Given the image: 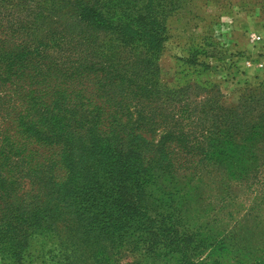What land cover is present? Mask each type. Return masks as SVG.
<instances>
[{
    "label": "trees",
    "instance_id": "trees-1",
    "mask_svg": "<svg viewBox=\"0 0 264 264\" xmlns=\"http://www.w3.org/2000/svg\"><path fill=\"white\" fill-rule=\"evenodd\" d=\"M165 1L24 0L35 12L26 37V18L5 14L0 0L5 33L0 83L11 84L9 92L3 90L9 100L0 97L2 240L26 248L37 237L56 239L63 254L90 253L94 264L97 257L108 262L111 255L107 247L98 250L102 238L132 245L145 256L162 246L177 264H203L196 257L206 236L218 244L214 251L231 252L225 232L216 229L212 205L193 219L181 210L187 204L183 199L197 204L206 182L190 178L196 170L205 171L204 165L182 157L196 151L154 139L158 126L169 134L180 126L181 116L156 106L133 116L128 108L139 90H133L137 80L128 77V66H134L127 59L137 54L127 58L121 52L130 47L155 55ZM246 149L228 144L221 148L224 158L205 166L218 169L225 181L264 179L262 164L238 155ZM215 150L214 145L202 149L205 155ZM174 183L180 197L171 207L178 192ZM221 186L226 208L242 204L234 183ZM171 209L184 217L170 214ZM192 221L195 231L180 229ZM252 252L264 254V248Z\"/></svg>",
    "mask_w": 264,
    "mask_h": 264
},
{
    "label": "rangeland",
    "instance_id": "rangeland-1",
    "mask_svg": "<svg viewBox=\"0 0 264 264\" xmlns=\"http://www.w3.org/2000/svg\"><path fill=\"white\" fill-rule=\"evenodd\" d=\"M2 6L5 14H11L15 19L26 18L24 35L29 37L26 24L35 18V12L24 0H4ZM161 9L158 14L161 44L155 55L149 56L145 51L140 55V50L130 51V47L121 52L127 58L126 54H137L127 59L134 66H128V77L137 80L133 83L137 89L133 90H139L131 95L128 108L133 116L141 114L140 109L144 111L153 106L161 112L181 116L180 126L169 134L163 125L158 126L154 139L164 143L171 139L174 146L192 147L196 152L191 151L193 153L188 156L184 152L182 157L203 164L206 169L196 170L197 175L190 176L206 181L199 187L197 204L183 199L187 204L181 210L193 219L205 206L212 205L215 208L212 218L219 219L216 229L225 232L226 245L231 252L214 251L218 244L206 236L204 248L196 258L200 257L203 264L264 261V256L260 258L264 254L252 252L264 248V179L248 181L247 177L225 181L218 169L205 166L208 161L224 158L222 147L235 144L247 146L243 155L238 154L241 158L253 160L262 164L260 169L264 168V0H168ZM3 37L5 33L0 28V39ZM3 90L9 92L11 84L0 83V97L7 102L9 97L4 96ZM227 131L233 133L225 137ZM212 145L217 148L215 153L203 154L202 149L207 150ZM222 182L236 185V195L242 204L226 208ZM174 189L178 192L171 207L178 206L180 197L176 184ZM169 192L173 195V189ZM181 197L187 198L185 193ZM169 212L184 217V212L176 213L172 209ZM194 225L193 221L184 223L180 229H194ZM193 236L195 240L202 239L199 235ZM17 246L0 238V264H94L90 261V253L63 254L56 239L37 237L26 248ZM96 246L98 250L107 247L111 254L108 262L97 257V264H131L135 261L177 264L168 253L169 249L160 250L162 246L153 256L135 253L132 245L112 243L105 238Z\"/></svg>",
    "mask_w": 264,
    "mask_h": 264
}]
</instances>
